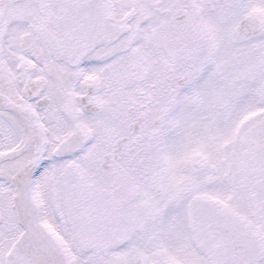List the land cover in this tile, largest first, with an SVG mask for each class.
<instances>
[{"label":"snow or ice","instance_id":"1","mask_svg":"<svg viewBox=\"0 0 264 264\" xmlns=\"http://www.w3.org/2000/svg\"><path fill=\"white\" fill-rule=\"evenodd\" d=\"M0 264H264V0H0Z\"/></svg>","mask_w":264,"mask_h":264}]
</instances>
